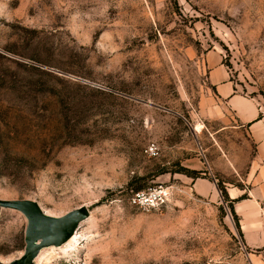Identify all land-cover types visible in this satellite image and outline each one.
<instances>
[{
  "label": "rangeland",
  "instance_id": "rangeland-1",
  "mask_svg": "<svg viewBox=\"0 0 264 264\" xmlns=\"http://www.w3.org/2000/svg\"><path fill=\"white\" fill-rule=\"evenodd\" d=\"M211 49L264 109V0H0V197L90 210L74 251L32 264H251L227 202L175 171L199 153L217 181H246L253 143L204 114ZM159 183L162 204L131 199ZM26 224L0 206V264Z\"/></svg>",
  "mask_w": 264,
  "mask_h": 264
},
{
  "label": "crops",
  "instance_id": "crops-1",
  "mask_svg": "<svg viewBox=\"0 0 264 264\" xmlns=\"http://www.w3.org/2000/svg\"><path fill=\"white\" fill-rule=\"evenodd\" d=\"M207 87L204 114L209 117H224L219 130L230 128L242 132L254 146L253 153L245 163L243 184L226 182L228 196L238 217V231L246 248L250 251L251 264H264V109L259 99L236 88L219 51L211 49L203 55ZM223 128V129H222ZM191 169H200L209 175L192 176L178 173L183 183H191L200 195L223 202L217 178L210 173L199 153L195 165L183 163ZM207 170V171H206ZM245 194V196H241Z\"/></svg>",
  "mask_w": 264,
  "mask_h": 264
},
{
  "label": "water",
  "instance_id": "water-1",
  "mask_svg": "<svg viewBox=\"0 0 264 264\" xmlns=\"http://www.w3.org/2000/svg\"><path fill=\"white\" fill-rule=\"evenodd\" d=\"M0 206L20 210L27 218L25 245L22 253L6 264H32L39 251L49 245L66 241L89 216V207L81 204L61 215L47 213L30 198H1Z\"/></svg>",
  "mask_w": 264,
  "mask_h": 264
},
{
  "label": "built area",
  "instance_id": "built-area-1",
  "mask_svg": "<svg viewBox=\"0 0 264 264\" xmlns=\"http://www.w3.org/2000/svg\"><path fill=\"white\" fill-rule=\"evenodd\" d=\"M157 148L154 142L149 143L147 149L155 151ZM173 193V186L159 183L143 189H137L131 193V199L144 207H153L162 204L170 198Z\"/></svg>",
  "mask_w": 264,
  "mask_h": 264
},
{
  "label": "trees",
  "instance_id": "trees-1",
  "mask_svg": "<svg viewBox=\"0 0 264 264\" xmlns=\"http://www.w3.org/2000/svg\"><path fill=\"white\" fill-rule=\"evenodd\" d=\"M166 171V169H161L159 171V173L161 172H164ZM175 171H180V172H185V173H188L192 176H198V173L201 171L200 169H191L187 166H184V165H181L179 167V169H176ZM217 185H218V188L221 192V195H222V198L224 201L227 202V206L229 207V210L231 211L232 213V216H233V219H234V222H235V225L238 227V217L237 215L234 213L233 211V207H232V200L228 194H227V191H226V187H225V184L222 182V181H217ZM140 187H137V189H139ZM241 196H245V194H242ZM221 208H223V206H221Z\"/></svg>",
  "mask_w": 264,
  "mask_h": 264
},
{
  "label": "bare ground",
  "instance_id": "bare-ground-1",
  "mask_svg": "<svg viewBox=\"0 0 264 264\" xmlns=\"http://www.w3.org/2000/svg\"><path fill=\"white\" fill-rule=\"evenodd\" d=\"M78 227L76 228V230L73 232V234L63 243L59 244V245H50L51 247H60V250L63 254H68L71 253L72 251H74L76 249L77 246V242H78ZM50 246H45L43 247L39 253L37 254V256L35 257V260L37 261L38 257L40 256V254L46 250L49 249Z\"/></svg>",
  "mask_w": 264,
  "mask_h": 264
}]
</instances>
